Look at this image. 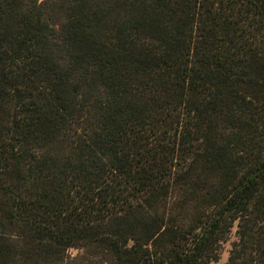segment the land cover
<instances>
[{"label":"trees","instance_id":"1","mask_svg":"<svg viewBox=\"0 0 264 264\" xmlns=\"http://www.w3.org/2000/svg\"><path fill=\"white\" fill-rule=\"evenodd\" d=\"M234 228L264 264V0H0V264H216Z\"/></svg>","mask_w":264,"mask_h":264},{"label":"rangeland","instance_id":"2","mask_svg":"<svg viewBox=\"0 0 264 264\" xmlns=\"http://www.w3.org/2000/svg\"><path fill=\"white\" fill-rule=\"evenodd\" d=\"M61 19L62 18H59L58 22H60ZM234 233H235V228L232 230V233L229 235V238H228L227 242L222 245V250H221V254H220V260L216 264H222V263L226 262V260L228 258L229 250H230V247H231V243L235 240ZM77 254H78V251H76V250L70 251V255L73 256V257L76 256Z\"/></svg>","mask_w":264,"mask_h":264}]
</instances>
